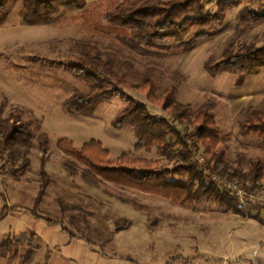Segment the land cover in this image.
<instances>
[{
	"label": "rangeland",
	"instance_id": "rangeland-1",
	"mask_svg": "<svg viewBox=\"0 0 264 264\" xmlns=\"http://www.w3.org/2000/svg\"><path fill=\"white\" fill-rule=\"evenodd\" d=\"M22 1L16 0L0 24V109L3 118L17 115L30 123L34 146L27 168L19 169L23 156L14 159L9 150L0 155V214L6 213L0 217V243L35 232L38 237L33 239L41 248L31 264H264V181L250 190L249 184L224 178L243 192V210L255 215L240 216L211 200L181 203L113 183L96 184L82 171H71L58 148L63 137L77 147L97 140L111 159L123 153L161 159L163 169L182 161L181 155L168 160L157 146L139 148L133 126L114 124L127 105L116 94L90 114L66 110L68 96L94 89L71 69L91 58L88 65L106 87L146 102L156 118L173 121L136 89L147 78L156 82L158 94L176 86L177 100L190 104L193 113L205 108L213 112L222 129L219 149L226 151L233 167L248 170L255 158L264 162V137L245 134L241 127L252 109L264 110V72L236 75L206 68L220 61L232 43H264V0H235L238 6L225 10L217 1H207L202 13L221 15L208 37L196 40L201 28L195 26L183 41L170 37L156 45L135 46L130 43L133 29L106 17L123 0H86L84 8L38 25L23 22ZM42 133L49 139L46 152ZM44 155L50 184L39 209L53 222L31 210L43 183ZM205 157L201 148L197 159L203 162ZM123 217L132 224L117 230L116 221ZM29 248L23 247L14 259L1 258L0 264H22Z\"/></svg>",
	"mask_w": 264,
	"mask_h": 264
},
{
	"label": "trees",
	"instance_id": "trees-1",
	"mask_svg": "<svg viewBox=\"0 0 264 264\" xmlns=\"http://www.w3.org/2000/svg\"><path fill=\"white\" fill-rule=\"evenodd\" d=\"M207 1H217L221 10L237 7L235 0H123L115 10L106 14L114 24L133 29L130 43L135 45H156L159 41L174 38L183 41L190 30L201 28L194 38L204 39L210 35L209 27L221 19L219 13H202ZM16 0H0V24L10 16ZM87 4L86 0H23L20 14L26 24H48L57 16L70 11L80 10ZM191 43L190 45H194ZM91 58L71 65L75 76L94 87L88 93L76 91L68 96L64 105L66 110L75 115L93 113L97 107L113 94L126 99L127 105L114 121L117 127L131 125L138 138L137 146L151 150L157 146L160 153L168 160L181 155V163L173 169H163L162 160L123 153L111 159L110 151L101 141L91 140L81 147L66 137L58 142V148L66 156L65 164L71 171H82L83 175L96 184L113 183L115 185L154 194L181 203H199L211 200L226 209L242 216L255 217L243 210L244 201L238 197L228 184L215 179V176L228 181L249 184L250 190L256 189L264 181V162L260 158L251 160L250 168H235L229 162L225 150H220L222 129L216 116L209 109H201L193 113L190 104L177 100L176 86L166 88L157 93V84L147 78L135 85L148 101L160 106L173 121L188 127L181 130L166 117L156 118L146 102L127 96L120 88H108L99 73L89 66ZM206 68L212 72L229 71L232 74H260L264 72V43L261 45L243 42L230 44L224 57L214 66L207 63ZM4 110L0 109V134L3 140L0 155L6 150L12 158L23 156L19 169L27 168L30 161V149L34 146L33 132L30 123L21 120L17 115L3 118ZM245 134H256L264 137V110L252 109L242 124ZM43 152L48 150V135L40 134ZM203 148L204 161L197 159L198 151ZM48 157H42L40 169L43 183L32 210L38 217L49 222L52 219L40 212L41 204L50 184V176L46 169ZM255 208L259 206L252 202ZM6 213L0 214L1 216ZM256 217H258L256 215ZM132 221L120 218L116 221V229L130 227ZM72 236L76 233L67 226L63 227ZM33 237L7 238L0 243V259L17 257L23 247L30 246L24 254L22 264H31L41 245ZM108 238H111V233ZM27 244V245H26Z\"/></svg>",
	"mask_w": 264,
	"mask_h": 264
},
{
	"label": "built area",
	"instance_id": "built-area-1",
	"mask_svg": "<svg viewBox=\"0 0 264 264\" xmlns=\"http://www.w3.org/2000/svg\"><path fill=\"white\" fill-rule=\"evenodd\" d=\"M2 140H3V137H2L1 134H0V145H1ZM4 154H5V153H4ZM215 179L221 180L222 182H223V180H224V178H220V177H217V176H215ZM223 183H224V182H223ZM234 184H235V183H232L229 187L234 191V193H235L238 197H240L241 200H243V199H242V198H243V192H242L240 189H238L237 186L234 185Z\"/></svg>",
	"mask_w": 264,
	"mask_h": 264
},
{
	"label": "crops",
	"instance_id": "crops-1",
	"mask_svg": "<svg viewBox=\"0 0 264 264\" xmlns=\"http://www.w3.org/2000/svg\"><path fill=\"white\" fill-rule=\"evenodd\" d=\"M237 214V213H236ZM239 215V214H238ZM241 216V215H240Z\"/></svg>",
	"mask_w": 264,
	"mask_h": 264
}]
</instances>
